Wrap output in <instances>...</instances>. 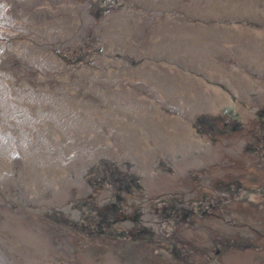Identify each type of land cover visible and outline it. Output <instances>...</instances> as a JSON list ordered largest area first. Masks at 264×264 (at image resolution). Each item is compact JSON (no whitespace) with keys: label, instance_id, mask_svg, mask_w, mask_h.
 I'll return each instance as SVG.
<instances>
[{"label":"rangeland","instance_id":"obj_1","mask_svg":"<svg viewBox=\"0 0 264 264\" xmlns=\"http://www.w3.org/2000/svg\"><path fill=\"white\" fill-rule=\"evenodd\" d=\"M235 256L264 264V0H0V264Z\"/></svg>","mask_w":264,"mask_h":264},{"label":"bare ground","instance_id":"obj_2","mask_svg":"<svg viewBox=\"0 0 264 264\" xmlns=\"http://www.w3.org/2000/svg\"><path fill=\"white\" fill-rule=\"evenodd\" d=\"M243 38L245 39V34H243ZM56 126H57V128H58V126H61V128H62V126L64 125V121H62V124H55ZM75 127L77 128V129H81L82 131L83 130H86L85 132L87 133V130H88V128L90 127V124H88V123H85L84 121H82V122H78V123H76L75 124ZM59 129V128H58ZM84 132V131H83ZM89 132V131H88ZM64 191H61L60 193L57 191V192H53V193H49V194H47L45 197H44V199L43 200H41L42 201V203L44 204H48V203H57L58 201H60V200H63V198H62V196L64 195H62L61 193H63ZM34 202L36 203V200H34ZM37 202H38V200H37ZM62 202V201H61ZM60 203V202H59ZM46 204V205H47ZM49 205V204H48ZM42 232V231H41ZM36 235H39V234H37L36 233ZM40 235H45L44 233L43 234H41L40 233ZM229 264H244L241 260H240V258L238 257V256H235V257H233L231 260H229V262H228Z\"/></svg>","mask_w":264,"mask_h":264},{"label":"crops","instance_id":"obj_3","mask_svg":"<svg viewBox=\"0 0 264 264\" xmlns=\"http://www.w3.org/2000/svg\"><path fill=\"white\" fill-rule=\"evenodd\" d=\"M219 106H220V100H219V98L217 97V96H215V113L216 112H219ZM231 227V226H230ZM217 228V227H216ZM218 229L220 230V233H226V232H224L227 228L225 227V228H221V227H218ZM233 229V228H232ZM231 229V230H232ZM217 232V231H216Z\"/></svg>","mask_w":264,"mask_h":264}]
</instances>
